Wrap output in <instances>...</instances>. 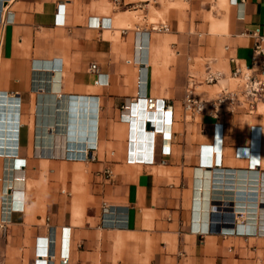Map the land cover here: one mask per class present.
Here are the masks:
<instances>
[{
  "label": "crops",
  "instance_id": "crops-1",
  "mask_svg": "<svg viewBox=\"0 0 264 264\" xmlns=\"http://www.w3.org/2000/svg\"><path fill=\"white\" fill-rule=\"evenodd\" d=\"M186 6L150 5V20ZM213 6L215 86L230 57L252 64L264 0ZM138 9L0 0V264H264V96L187 118L185 90L157 76L172 36L134 29ZM137 95L166 99L171 119L133 123Z\"/></svg>",
  "mask_w": 264,
  "mask_h": 264
},
{
  "label": "rangeland",
  "instance_id": "rangeland-1",
  "mask_svg": "<svg viewBox=\"0 0 264 264\" xmlns=\"http://www.w3.org/2000/svg\"><path fill=\"white\" fill-rule=\"evenodd\" d=\"M169 1L171 0H159L158 4H151V6L160 10L162 9V3ZM186 1L187 6L185 8L181 10L175 7L171 8L166 14L158 18L159 20L157 22L166 23L168 30H150L153 25L149 17L150 5L142 6V8H139L140 10L138 9V19L135 21L133 28L135 29V26L139 25L141 28H148L155 36H163L165 34H170L172 36V40L169 44L172 56L164 65V69L160 75H157L162 79L165 89L171 90L178 85L180 90L186 91L188 85L193 83L195 95L200 98H213L218 95L221 89L226 87L235 88L238 85L235 79L229 78V73H227L229 81H221L215 86L211 85L212 83H207L205 80L207 70H211L212 73L218 71L222 73L225 71L224 64L221 61V55L227 60L226 55H224L225 40L221 37L220 41H218L219 37L210 34L208 31V13H212L213 16L219 17L221 16V11H218L213 6L214 0ZM111 9H114L112 3ZM179 17H181L183 21L182 29H180L178 25ZM219 51L222 53L220 54ZM208 64L211 67L210 69H206ZM220 77L221 76H219L218 79ZM185 84L187 86H185ZM171 95L172 94H170V96ZM185 113L187 118L191 116L190 112L185 111ZM259 257H261L260 260L264 263V254H260ZM145 258L146 255H144L143 258H139L136 262L138 264H149Z\"/></svg>",
  "mask_w": 264,
  "mask_h": 264
},
{
  "label": "built area",
  "instance_id": "built-area-1",
  "mask_svg": "<svg viewBox=\"0 0 264 264\" xmlns=\"http://www.w3.org/2000/svg\"><path fill=\"white\" fill-rule=\"evenodd\" d=\"M116 6H128V7H138L146 6L150 3L158 4L159 0H137V1H128L124 0H111ZM152 30H165L167 29L166 23H157L151 27ZM230 61L233 63V69L231 71V77L235 79L238 83L235 88H223L220 90L218 95L213 98L204 99L194 94L193 83L188 85V88L185 91L183 98V109L186 112L194 113H215V109L218 106L226 105L230 106H244L247 109H253L256 103L261 100L264 96V79L259 76V74L264 73V37L260 35H255L254 43V55L252 57V64L250 66H244L238 63L234 57H230ZM90 69L96 71V64H91ZM218 79L216 73H212L207 70L206 73V82L214 83ZM143 100L144 107L149 111H162L164 108L167 109L171 105L163 100L161 107L158 105V98L144 95L141 97H133L132 103L140 102ZM124 109V107H123ZM94 148H90L93 150ZM151 159L148 163L154 162V146H151ZM88 159H93L91 154L87 155ZM127 162H137V159H134L127 155ZM106 176L112 175L111 169L105 170Z\"/></svg>",
  "mask_w": 264,
  "mask_h": 264
},
{
  "label": "bare ground",
  "instance_id": "bare-ground-1",
  "mask_svg": "<svg viewBox=\"0 0 264 264\" xmlns=\"http://www.w3.org/2000/svg\"><path fill=\"white\" fill-rule=\"evenodd\" d=\"M176 1V0H173ZM172 0L170 2H173ZM152 3L148 4L151 5ZM154 5V4H152ZM217 76L219 77L220 75L218 73H216ZM144 95H137L136 97H143ZM135 97V98H136ZM133 101V100H132ZM163 102V99H158V105L161 107ZM132 122L134 123V120L136 119V117L134 115L139 116L140 118V123L143 124L144 126V121H146L147 123H149V125H153L154 128H158L160 127V122H166L167 121V114L169 112V119H171V115H170V107H168L167 109H163L162 111H158V114L156 111L152 112L147 110L144 107V103L143 100L141 99L140 102H136V103H132ZM135 118V119H134ZM160 130V129H159Z\"/></svg>",
  "mask_w": 264,
  "mask_h": 264
}]
</instances>
